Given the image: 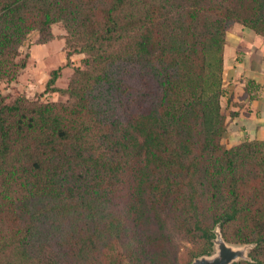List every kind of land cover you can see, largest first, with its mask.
<instances>
[{
	"label": "trees",
	"instance_id": "obj_1",
	"mask_svg": "<svg viewBox=\"0 0 264 264\" xmlns=\"http://www.w3.org/2000/svg\"><path fill=\"white\" fill-rule=\"evenodd\" d=\"M54 24L82 55L48 74L64 100L0 95V264H176L174 238L190 264L215 227L264 264V140L226 147L220 104L226 32L264 39V0H0V81Z\"/></svg>",
	"mask_w": 264,
	"mask_h": 264
},
{
	"label": "crops",
	"instance_id": "obj_2",
	"mask_svg": "<svg viewBox=\"0 0 264 264\" xmlns=\"http://www.w3.org/2000/svg\"><path fill=\"white\" fill-rule=\"evenodd\" d=\"M225 40L223 86L228 85L231 103L222 142L229 147L244 138L264 140V39L233 25L226 32ZM246 79L258 86L251 99L241 97ZM221 101L226 106V99ZM230 114L234 116L230 118Z\"/></svg>",
	"mask_w": 264,
	"mask_h": 264
},
{
	"label": "rangeland",
	"instance_id": "obj_3",
	"mask_svg": "<svg viewBox=\"0 0 264 264\" xmlns=\"http://www.w3.org/2000/svg\"><path fill=\"white\" fill-rule=\"evenodd\" d=\"M51 32L54 35L51 42L45 43L44 45L36 44L37 34L36 32H32L19 48V57L25 59L24 69L18 75L15 82L6 83L0 81V95L3 96L6 101H10V99L17 94L23 95L29 100L38 99L41 102H59L64 100V97L57 93L42 94L44 84L48 79L49 72L56 68H60V76L55 81L54 86L65 88L72 73V68L80 67L82 55H72L66 59L63 50V40L60 39L64 31L59 24H54L51 26ZM223 87L229 89L228 86L224 85ZM221 102L222 113L227 116L229 103H231V101L226 103L227 107L224 101ZM174 241L177 247L176 264H187L190 260V254L197 248V244H189L176 238H174ZM225 244L233 250H244V246H248ZM249 248L248 246L244 252L247 253ZM214 253L215 250L213 246L210 255Z\"/></svg>",
	"mask_w": 264,
	"mask_h": 264
},
{
	"label": "water",
	"instance_id": "obj_4",
	"mask_svg": "<svg viewBox=\"0 0 264 264\" xmlns=\"http://www.w3.org/2000/svg\"><path fill=\"white\" fill-rule=\"evenodd\" d=\"M213 234L214 238L212 240V243L215 253L213 255L195 258L191 261L190 264H231L239 260H248L247 253L244 252L248 246H244V250H233L229 246H226L217 227L213 229Z\"/></svg>",
	"mask_w": 264,
	"mask_h": 264
}]
</instances>
